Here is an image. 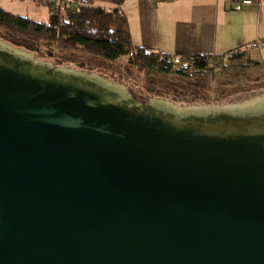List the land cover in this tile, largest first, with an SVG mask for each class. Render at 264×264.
<instances>
[{"label":"water","instance_id":"obj_1","mask_svg":"<svg viewBox=\"0 0 264 264\" xmlns=\"http://www.w3.org/2000/svg\"><path fill=\"white\" fill-rule=\"evenodd\" d=\"M0 264H264V92L180 107L0 40Z\"/></svg>","mask_w":264,"mask_h":264},{"label":"rangeland","instance_id":"obj_2","mask_svg":"<svg viewBox=\"0 0 264 264\" xmlns=\"http://www.w3.org/2000/svg\"><path fill=\"white\" fill-rule=\"evenodd\" d=\"M41 3L34 0H0V7L33 21L55 26L57 12ZM0 40L57 68L102 75L114 83L139 89L143 99L147 96L168 100L180 107L221 106L242 95L264 92V48L256 49L253 44L244 53L225 56L221 64H211L207 73H196L194 77L186 78L155 70L138 72L128 64L126 57L111 62L82 51L65 50L55 41L32 40L3 28H0ZM238 54L241 56L235 58Z\"/></svg>","mask_w":264,"mask_h":264},{"label":"crops","instance_id":"obj_3","mask_svg":"<svg viewBox=\"0 0 264 264\" xmlns=\"http://www.w3.org/2000/svg\"><path fill=\"white\" fill-rule=\"evenodd\" d=\"M65 1L113 9L111 0ZM253 1L237 10L233 0H127L120 10L134 47L161 56L212 60L244 53L264 41V0Z\"/></svg>","mask_w":264,"mask_h":264},{"label":"trees","instance_id":"obj_4","mask_svg":"<svg viewBox=\"0 0 264 264\" xmlns=\"http://www.w3.org/2000/svg\"><path fill=\"white\" fill-rule=\"evenodd\" d=\"M111 1V10L89 5L62 6L56 11L58 19L55 26L0 9V28L32 40L55 41L65 50L82 51L111 62L126 57L128 64L138 72L155 70L192 78L196 73H207L211 64L225 61L224 58H173L134 47L127 18L120 10L127 0ZM240 56L238 54L234 57ZM175 60L180 61L176 67Z\"/></svg>","mask_w":264,"mask_h":264},{"label":"built area","instance_id":"obj_5","mask_svg":"<svg viewBox=\"0 0 264 264\" xmlns=\"http://www.w3.org/2000/svg\"><path fill=\"white\" fill-rule=\"evenodd\" d=\"M35 2H42L44 3L45 5H48V6H52L51 8L54 10V11H57L60 7L62 6H65L64 4H66V6H69L70 7V4L67 3V1L65 0H34ZM235 2V4H237L236 8L237 10H240L241 9V6L245 5V6H250L253 4V0H233ZM253 47L256 48V49H260V48H263L264 47V41H259V42H256L253 44ZM175 67L177 65L180 64V61L179 60H175Z\"/></svg>","mask_w":264,"mask_h":264}]
</instances>
